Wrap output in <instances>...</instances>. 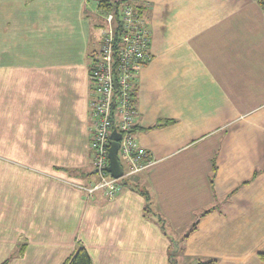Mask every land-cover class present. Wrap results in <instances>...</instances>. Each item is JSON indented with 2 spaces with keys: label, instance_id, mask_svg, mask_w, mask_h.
<instances>
[{
  "label": "crops",
  "instance_id": "0c3cea01",
  "mask_svg": "<svg viewBox=\"0 0 264 264\" xmlns=\"http://www.w3.org/2000/svg\"><path fill=\"white\" fill-rule=\"evenodd\" d=\"M132 1L152 28L133 129L152 163L109 199L76 187L99 179L98 0H0V263L63 264L83 244L94 264H171V248L178 264H264V7Z\"/></svg>",
  "mask_w": 264,
  "mask_h": 264
},
{
  "label": "built area",
  "instance_id": "2783aa9c",
  "mask_svg": "<svg viewBox=\"0 0 264 264\" xmlns=\"http://www.w3.org/2000/svg\"><path fill=\"white\" fill-rule=\"evenodd\" d=\"M104 20L100 52L90 68L94 123L91 147L99 179L89 185L77 183L76 187L89 195L101 189L113 199L124 179L146 170L152 163L151 152L133 135L138 116L135 87L140 69L152 58V28L146 14L129 3L121 4L119 20L113 12H107ZM114 130L121 135L118 154L124 173L119 178L107 170Z\"/></svg>",
  "mask_w": 264,
  "mask_h": 264
},
{
  "label": "trees",
  "instance_id": "16d2710c",
  "mask_svg": "<svg viewBox=\"0 0 264 264\" xmlns=\"http://www.w3.org/2000/svg\"><path fill=\"white\" fill-rule=\"evenodd\" d=\"M124 2H128L132 5L135 6V8L137 10H139V12L145 13L144 12V6L134 3L132 2V0H116V1H112V0H98V8L100 10H105L107 12H113L115 19L119 20V16H120V6L121 3ZM259 3L264 7V0H259ZM100 52V51H99ZM99 55V53H98ZM95 56L94 58L98 57ZM93 58V59H94ZM92 63V62H91ZM91 63H90V67L91 68ZM91 70V69H90ZM92 86V84H91ZM93 88V86H92ZM135 96H136V87H135ZM166 123V122H165ZM160 124H156L155 126H159ZM123 184H126L128 182V179H124L123 180ZM142 192V194L145 196L146 198V206H145V213L147 215H156V219L159 222L162 230L165 233H168L167 231V226H166V221L165 219L160 215V214H156L152 211V207H151V197L148 191L146 190H140ZM210 212V210H206L204 212V214L200 215L195 222L192 224L191 226V232L193 230H195L200 222V218L205 215L206 213ZM177 249L176 248H171L170 249V255H169V259H170V263L171 264H176V252ZM180 251H182V249H180ZM14 253L10 254L9 257H7L2 263L0 264H9L10 260L12 259ZM260 257L264 260V252L260 253ZM63 264H94L93 259L88 251V249L83 245V244H78V246L76 247V249L72 252V254L66 259V261ZM195 264H216V260L213 258H203V259H197Z\"/></svg>",
  "mask_w": 264,
  "mask_h": 264
},
{
  "label": "water",
  "instance_id": "95a60500",
  "mask_svg": "<svg viewBox=\"0 0 264 264\" xmlns=\"http://www.w3.org/2000/svg\"><path fill=\"white\" fill-rule=\"evenodd\" d=\"M121 135L116 130L111 134L110 146H109V164L107 170L116 178H119L124 173V168L119 158L118 150L120 146Z\"/></svg>",
  "mask_w": 264,
  "mask_h": 264
},
{
  "label": "rangeland",
  "instance_id": "374dc122",
  "mask_svg": "<svg viewBox=\"0 0 264 264\" xmlns=\"http://www.w3.org/2000/svg\"><path fill=\"white\" fill-rule=\"evenodd\" d=\"M49 2L50 1H58V0H48ZM88 1V3H90V4H92V5H96V0H87ZM113 1H116V0H113ZM133 2V1H132ZM125 3H128V2H124V3H121V4H125ZM134 3H136V2H133V4ZM130 4V3H129ZM96 7H97V11H96V21H97V23L96 24H98V26H97V31H96V33H97V35L99 36H101V37H103V28H104V16H105V14L107 13V11H103V10H100L99 8H98V5L97 6H95L94 8L96 9ZM120 8H121V6H120ZM56 10V8L53 6V9H51V11H55ZM99 15V17H98V15ZM146 17L148 18V20H149V17L146 15ZM149 23H150V20H149ZM151 26V25H150ZM102 39V38H101ZM7 154H5V153H0V162L1 161H6L7 160V156H6ZM46 159H48V158H46ZM45 159V160H46ZM0 170H1V168H0ZM2 170H5V169H2ZM176 264H178V262H176Z\"/></svg>",
  "mask_w": 264,
  "mask_h": 264
}]
</instances>
